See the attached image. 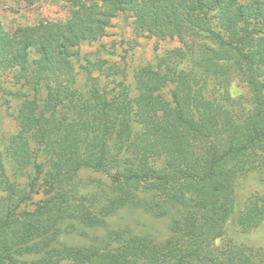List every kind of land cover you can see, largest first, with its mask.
<instances>
[{"label": "trees", "instance_id": "1", "mask_svg": "<svg viewBox=\"0 0 264 264\" xmlns=\"http://www.w3.org/2000/svg\"><path fill=\"white\" fill-rule=\"evenodd\" d=\"M64 1L65 21L0 18L21 101L0 135V264H264L240 242L264 230V194L242 193L264 184V0ZM120 15L179 46L132 75L82 55ZM122 213L165 236L112 227Z\"/></svg>", "mask_w": 264, "mask_h": 264}, {"label": "rangeland", "instance_id": "2", "mask_svg": "<svg viewBox=\"0 0 264 264\" xmlns=\"http://www.w3.org/2000/svg\"><path fill=\"white\" fill-rule=\"evenodd\" d=\"M249 1L251 0H240L241 3ZM69 17L70 6L64 0H0V18L9 31L20 26H34L44 20L65 21ZM177 46L179 43L176 40L161 41L156 38L139 37L134 30L133 19L120 15L113 20L112 27L107 30L105 37L97 43L84 44L80 51L91 60L101 57L108 59L110 63L127 65L132 75L134 69L153 62L156 55ZM13 77L12 72L6 74L0 71V135L15 134L18 131L15 114L21 101L16 97L15 92L20 88L15 85ZM79 78L81 83L85 81L82 76ZM230 92L233 97L248 95L247 89L238 79L232 80ZM253 192L264 194V184L250 181L242 193L245 197ZM117 225H130L136 229L149 228L159 238L165 236L166 228L163 222L152 220L142 214L122 213L111 221L112 227ZM236 235L234 230H230V236L234 240ZM222 242L223 240L217 241L219 244ZM240 242L264 248V230L260 228L251 236L240 239Z\"/></svg>", "mask_w": 264, "mask_h": 264}]
</instances>
